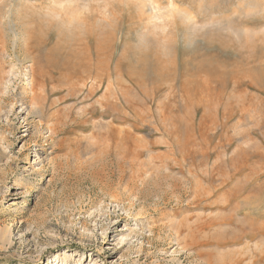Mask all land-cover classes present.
Here are the masks:
<instances>
[{
	"label": "rangeland",
	"instance_id": "1",
	"mask_svg": "<svg viewBox=\"0 0 264 264\" xmlns=\"http://www.w3.org/2000/svg\"><path fill=\"white\" fill-rule=\"evenodd\" d=\"M0 77V264H264V0H0Z\"/></svg>",
	"mask_w": 264,
	"mask_h": 264
},
{
	"label": "bare ground",
	"instance_id": "2",
	"mask_svg": "<svg viewBox=\"0 0 264 264\" xmlns=\"http://www.w3.org/2000/svg\"><path fill=\"white\" fill-rule=\"evenodd\" d=\"M116 1V0H115ZM67 2H72V0H67ZM156 7V6H155ZM155 7L153 8L154 10H155V13L157 12L156 11V9H155ZM158 10H160V9H158ZM49 16H50V18H51V16L52 17H54V18H56L57 20H62V18H60V16H61V14H59V13H57V14H54V13H51V14H48ZM156 17V15H154L153 16V18H155ZM56 19H54V20H56ZM156 19H157V17H156ZM59 23V22H58ZM61 23H62V21H61ZM72 23H74V22H72ZM72 23H70V24H68L69 26H72ZM60 24V23H59ZM74 25H76V24H74ZM73 25V26H74ZM62 26V25H61ZM76 27H78V25L76 26ZM75 27V28H76ZM81 27V26H80ZM68 29V28H67ZM73 30V29H72ZM74 31V30H73ZM76 32H77V30H76ZM81 32V31H80ZM78 34V33H77ZM92 38L93 37H91V40H92ZM78 39V38H77ZM90 40V41H91ZM92 49H93V47H92ZM74 50V49H73ZM72 50V51H73ZM67 51H65V53H66ZM102 52V51H101ZM95 54V53H94ZM89 55V54H88ZM78 57V56H77ZM67 58V57H66ZM95 58V57H94ZM78 60V59H77ZM84 61V60H83ZM35 63V62H34ZM76 63V62H75ZM33 65V64H32ZM88 65V64H87ZM14 70V69H13ZM11 71V70H10ZM6 72H8V71H6ZM12 73H14V71H11ZM32 72L35 74V68L33 67L32 68ZM4 74H2V76H3ZM9 75V74H8ZM33 75V74H32ZM11 76V75H10ZM14 76H16V74H14ZM34 76V75H33ZM1 78V77H0ZM32 78V77H31ZM3 79V78H2ZM5 79V78H4ZM32 79H34V77L32 78ZM36 81V80H35ZM2 82V81H1ZM4 83H6V82H3V84ZM35 85V84H34ZM34 85L32 84V92L33 93H35V89H34ZM36 86V85H35ZM52 88V87H51ZM34 89V90H33ZM54 89V88H53ZM93 89V88H92ZM43 91V90H42ZM56 91V90H55ZM54 91V92H55ZM53 92V91H52ZM36 94V93H35ZM27 95V94H26ZM45 96V95H44ZM29 97V96H28ZM41 96H38V95H34V96H32V100H31V104L30 105H28L27 103H25V102H23V105L27 108V114H28V116H33V118H39V119H43V118H45L44 117V112H45V109H46V104H44V103H40V100L39 99H41L40 98ZM7 98V97H6ZM25 109V108H24ZM57 113V112H56ZM50 118H51V116H50ZM53 118V117H52ZM58 118V117H57ZM44 120V119H43ZM58 120V119H57ZM29 121V120H28ZM29 123V122H28ZM57 123H58V121H57ZM66 126V125H65ZM60 128V127H59ZM54 130V129H53ZM43 132V131H42ZM59 132V131H58ZM33 133L35 134V135H40L41 134V130L39 129V128H34L33 129ZM42 136V135H41ZM52 137V136H51ZM55 137V136H54ZM5 140H7V139H5ZM4 140V141H5ZM0 141H1V139H0ZM9 144V143H8ZM169 154H171V153H169ZM168 154V155H169ZM168 158H170L169 156H168ZM176 158V157H175ZM167 159V158H166ZM170 160H171V158H170ZM168 161V160H167ZM173 162V161H172ZM167 165V164H166ZM197 175V174H196ZM199 179V178H198ZM196 181V180H195ZM199 180H197V182H198ZM199 183V182H198ZM204 184V183H203ZM198 185V184H197ZM202 185V184H201ZM199 186V185H198ZM204 186V185H203ZM205 187V186H204ZM197 189H198V187H196ZM200 190L202 189L201 187L199 188ZM203 196V195H202ZM206 197V196H205ZM201 199H202V197H201ZM204 200V199H203ZM238 226V225H237ZM196 230V229H195ZM198 230V229H197ZM193 231V230H192ZM239 235V234H238ZM241 236V235H240ZM245 237V236H244ZM199 239V238H198ZM211 239H213V238H211ZM214 240V239H213ZM212 240V241H213ZM220 240V239H219ZM211 241V240H210ZM214 241H216V240H214ZM228 241H229V239H228ZM228 241H227V243H228ZM194 242V241H193ZM219 242V241H218ZM221 243V242H220ZM224 243H226V240H225V242ZM236 243H238V242H232V243H228V244H236ZM219 244V243H218ZM259 249V248H258ZM248 251H250V250H248ZM247 252V251H246ZM230 254V253H229ZM252 254V253H251ZM231 255V254H230ZM229 255V256H230ZM236 255V254H235ZM234 255V256H235ZM252 257V256H251ZM254 257V256H253ZM225 262V261H224ZM229 263V262H228Z\"/></svg>",
	"mask_w": 264,
	"mask_h": 264
},
{
	"label": "clouds",
	"instance_id": "3",
	"mask_svg": "<svg viewBox=\"0 0 264 264\" xmlns=\"http://www.w3.org/2000/svg\"><path fill=\"white\" fill-rule=\"evenodd\" d=\"M60 7L62 8V9H65V8H67V9H71V8H73L74 7V5H72V4H66V5H64V4H62V5H60ZM169 8H173V9H175V10H177V6L175 5V4H170L169 5ZM179 19H180V21L182 22V23H184V24H189V25H191V24H194L195 23V16H193L191 13H189V12H182L180 15H179ZM200 31H203L204 29L203 28H200L199 29ZM191 39H190V41H189V44H191Z\"/></svg>",
	"mask_w": 264,
	"mask_h": 264
}]
</instances>
